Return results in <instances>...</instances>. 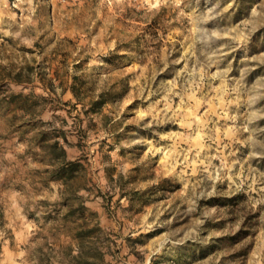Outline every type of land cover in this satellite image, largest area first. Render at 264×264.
Here are the masks:
<instances>
[{
    "label": "rangeland",
    "instance_id": "1",
    "mask_svg": "<svg viewBox=\"0 0 264 264\" xmlns=\"http://www.w3.org/2000/svg\"><path fill=\"white\" fill-rule=\"evenodd\" d=\"M0 264H264V0H0Z\"/></svg>",
    "mask_w": 264,
    "mask_h": 264
}]
</instances>
